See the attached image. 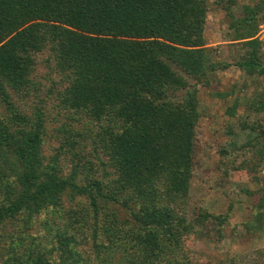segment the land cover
Wrapping results in <instances>:
<instances>
[{
    "label": "trees",
    "instance_id": "1",
    "mask_svg": "<svg viewBox=\"0 0 264 264\" xmlns=\"http://www.w3.org/2000/svg\"><path fill=\"white\" fill-rule=\"evenodd\" d=\"M208 8V0H0L5 264H190L196 224L227 225L229 216L202 208L193 222L187 215L201 117L197 84L209 86L229 67L212 62L206 46ZM263 25L262 2L232 25L242 49L236 66L251 78H264ZM42 55L57 77L45 94H57V115L66 118L55 129L61 146L48 158L47 100L27 114L11 94L41 93L35 71ZM253 104L264 113V93ZM244 127L243 149L260 144L264 154V118ZM98 162L114 171L98 178ZM256 204L263 207L264 196ZM16 225L18 235L8 229ZM102 235L107 243L98 244ZM92 239L96 262L78 249Z\"/></svg>",
    "mask_w": 264,
    "mask_h": 264
},
{
    "label": "rangeland",
    "instance_id": "2",
    "mask_svg": "<svg viewBox=\"0 0 264 264\" xmlns=\"http://www.w3.org/2000/svg\"><path fill=\"white\" fill-rule=\"evenodd\" d=\"M228 1L208 0L204 33L206 46L211 50L212 62L219 67H229L216 71L209 86L197 84L201 117L196 128V167L191 181L187 215L193 222L197 209L202 208L215 216H229L230 220L225 226H220L217 221L196 224V232L192 240L187 242L190 264H264V206L259 208L260 205L256 204L264 196L263 148L258 144L243 149L250 133L244 126L259 123L264 118V113H257L253 104L263 97L264 78L248 77L236 66L242 49L240 45H235L237 31L232 26L235 20L243 17L246 7H255L261 2L264 4V0H235L231 12ZM259 37L264 39V25ZM46 57H40L35 71V79L41 84V93L33 90L23 98L15 92L11 94L13 101L27 114L34 111L40 104L39 100H47L41 109L48 118L46 124L51 125L52 129L51 137L47 136L43 146V153L48 158L54 148L61 146V140L55 136V129L62 126L66 118L64 114L57 115L61 111V108H55L59 104L55 100L57 94L52 100L45 94L51 84L48 79L51 78L52 82L57 79L53 71L42 63ZM191 83L195 84V79H191ZM1 107L0 104V112H3ZM52 114L54 120L49 117ZM110 171L114 170L108 163L98 162L95 168L98 178H104ZM257 193L259 197L254 196ZM44 217L36 218L35 227H40ZM17 227L8 229L18 235L22 228L19 230ZM38 233L36 228L30 235L37 236ZM102 242L107 243L103 235L97 240L98 244ZM94 244V239L84 240L78 249L82 254L87 252L84 257L96 262L99 260ZM6 253L7 249L0 250V264H5ZM103 255L101 253L100 257Z\"/></svg>",
    "mask_w": 264,
    "mask_h": 264
}]
</instances>
